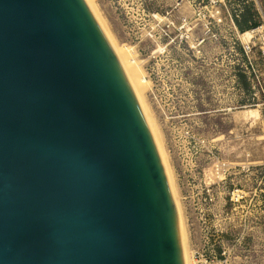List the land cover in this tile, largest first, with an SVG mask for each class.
<instances>
[{
  "label": "water",
  "instance_id": "95a60500",
  "mask_svg": "<svg viewBox=\"0 0 264 264\" xmlns=\"http://www.w3.org/2000/svg\"><path fill=\"white\" fill-rule=\"evenodd\" d=\"M0 264H185L150 126L85 0H0Z\"/></svg>",
  "mask_w": 264,
  "mask_h": 264
},
{
  "label": "rangeland",
  "instance_id": "374dc122",
  "mask_svg": "<svg viewBox=\"0 0 264 264\" xmlns=\"http://www.w3.org/2000/svg\"><path fill=\"white\" fill-rule=\"evenodd\" d=\"M89 2L153 134L184 259L264 264V0ZM250 3L258 25L240 34Z\"/></svg>",
  "mask_w": 264,
  "mask_h": 264
},
{
  "label": "trees",
  "instance_id": "16d2710c",
  "mask_svg": "<svg viewBox=\"0 0 264 264\" xmlns=\"http://www.w3.org/2000/svg\"><path fill=\"white\" fill-rule=\"evenodd\" d=\"M256 11L254 10L253 4L245 6L243 12L233 17V23L235 28L240 34L246 33L249 30L255 28L258 25V22L255 20ZM241 80L245 82V79L242 75L240 76Z\"/></svg>",
  "mask_w": 264,
  "mask_h": 264
},
{
  "label": "bare ground",
  "instance_id": "6f19581e",
  "mask_svg": "<svg viewBox=\"0 0 264 264\" xmlns=\"http://www.w3.org/2000/svg\"><path fill=\"white\" fill-rule=\"evenodd\" d=\"M85 1H87V4H89L90 2H89V0H85ZM89 2V3H88ZM90 5V4H89ZM88 5V6H89ZM91 8V7H90ZM100 26V25H99ZM101 28V27H100ZM111 46V45H110ZM112 48V47H111ZM126 52V51H125ZM114 54H115V52H114ZM119 55V54H118ZM115 56H116V58L118 59V57H117V55L115 54ZM122 59V58H121ZM118 61H119V63L121 64V62H120V60L118 59ZM132 64V63H131ZM123 65L125 66L126 64L125 63H123ZM124 66H122V64H121V67H122V69H123V71H124V73H125V70H124ZM128 66V65H127ZM127 70V69H126ZM125 75H126V73H125ZM130 75H131V73H130ZM129 75V77L131 78V76ZM126 77H127V79H128V76L126 75ZM132 79V78H131ZM128 81H129V79H128ZM135 82V81H134ZM129 83H130V81H129ZM133 83V82H132ZM134 84V83H133ZM135 85L137 86L138 85V83L136 84V82H135V84H134V86L133 87H135ZM130 86H131V88H132V85H131V83H130ZM140 87V85H138L137 87H136V90L138 89ZM132 90H133V88H132ZM133 92H134V90H133ZM138 92H139V89H138ZM137 92V93H138ZM136 92H134V94H135ZM141 94V93H140ZM138 95V94H137ZM136 96V95H135ZM138 101V100H137ZM139 103V102H138ZM140 105V104H139ZM151 125V124H150ZM157 138V137H156ZM175 197V196H174ZM177 210V209H176ZM184 250H185V248H184ZM185 252V251H184ZM187 252V251H186ZM183 258H184V256H183ZM184 263L186 264L187 263V260H185L184 259ZM188 264V263H187Z\"/></svg>",
  "mask_w": 264,
  "mask_h": 264
},
{
  "label": "built area",
  "instance_id": "2783aa9c",
  "mask_svg": "<svg viewBox=\"0 0 264 264\" xmlns=\"http://www.w3.org/2000/svg\"><path fill=\"white\" fill-rule=\"evenodd\" d=\"M246 47H247L246 49L249 50V47L248 46H246Z\"/></svg>",
  "mask_w": 264,
  "mask_h": 264
}]
</instances>
